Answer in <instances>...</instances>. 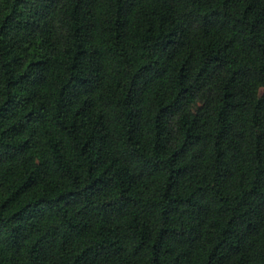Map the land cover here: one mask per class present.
I'll list each match as a JSON object with an SVG mask.
<instances>
[{
    "label": "trees",
    "instance_id": "1",
    "mask_svg": "<svg viewBox=\"0 0 264 264\" xmlns=\"http://www.w3.org/2000/svg\"><path fill=\"white\" fill-rule=\"evenodd\" d=\"M0 264H264V0H0Z\"/></svg>",
    "mask_w": 264,
    "mask_h": 264
}]
</instances>
